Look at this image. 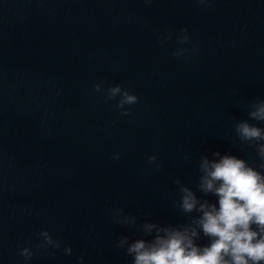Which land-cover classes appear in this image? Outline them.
Masks as SVG:
<instances>
[{"label":"clouds","instance_id":"9594fccd","mask_svg":"<svg viewBox=\"0 0 264 264\" xmlns=\"http://www.w3.org/2000/svg\"><path fill=\"white\" fill-rule=\"evenodd\" d=\"M196 2L206 9L213 0ZM178 39L182 44L189 41L187 28L180 30ZM186 52L188 49H179L172 55L178 57ZM93 91L102 93L108 101H116L114 108L121 116L131 115V106L139 103L138 96L120 84L104 88L102 83H96ZM246 110L248 119L235 123V138L255 150L259 164L230 152L202 155L197 165L199 177L195 191L179 178L173 181L179 186V200H173L172 206L188 217L187 223L138 224L135 216L124 214L123 208L113 210L115 223L142 234L131 242L129 236H121L116 243L125 258L131 257V264H264V127L258 126L264 124V99L252 100ZM113 159H119V155ZM183 159L188 161V155ZM148 165L157 172L162 169L156 155L148 157ZM197 191L204 197H216V202L202 199ZM37 236V250L63 248L65 255L73 253L70 245L47 229L40 230ZM202 238H207L208 243H198ZM34 254L30 247L19 252L25 262ZM83 262L81 255L78 264Z\"/></svg>","mask_w":264,"mask_h":264}]
</instances>
